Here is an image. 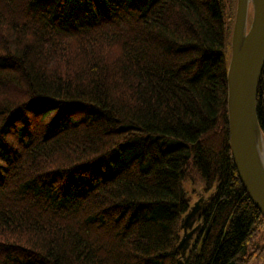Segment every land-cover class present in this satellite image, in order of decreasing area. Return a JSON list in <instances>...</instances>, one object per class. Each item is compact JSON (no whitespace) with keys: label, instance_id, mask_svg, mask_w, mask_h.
Listing matches in <instances>:
<instances>
[{"label":"trees","instance_id":"1","mask_svg":"<svg viewBox=\"0 0 264 264\" xmlns=\"http://www.w3.org/2000/svg\"><path fill=\"white\" fill-rule=\"evenodd\" d=\"M234 11L0 0V264H176L194 179L208 198L183 264L264 250L229 149ZM256 115L264 140V67Z\"/></svg>","mask_w":264,"mask_h":264},{"label":"water","instance_id":"2","mask_svg":"<svg viewBox=\"0 0 264 264\" xmlns=\"http://www.w3.org/2000/svg\"><path fill=\"white\" fill-rule=\"evenodd\" d=\"M264 67V0H236L226 70L229 149L239 181L264 219V140L256 115V95ZM208 198V197H207ZM206 201L200 198L181 218L177 244L183 264ZM209 231L204 230L201 242Z\"/></svg>","mask_w":264,"mask_h":264},{"label":"rangeland","instance_id":"3","mask_svg":"<svg viewBox=\"0 0 264 264\" xmlns=\"http://www.w3.org/2000/svg\"><path fill=\"white\" fill-rule=\"evenodd\" d=\"M235 3H236V0H235ZM183 190H184L186 196L190 199V206H192L193 203L198 201L200 198L207 201L206 197H207L208 193H206L204 190V184L202 182L198 181L197 179L184 182L183 183ZM195 235L193 236V238L191 240V244L194 241ZM181 236H182V232H181ZM255 241H258V238ZM257 251H258V254L254 253V252L253 253L250 252V254L247 258V264H256L257 260L263 259L264 250L261 249V251L260 250H257Z\"/></svg>","mask_w":264,"mask_h":264},{"label":"flooded vegetation","instance_id":"4","mask_svg":"<svg viewBox=\"0 0 264 264\" xmlns=\"http://www.w3.org/2000/svg\"><path fill=\"white\" fill-rule=\"evenodd\" d=\"M198 224V223H197Z\"/></svg>","mask_w":264,"mask_h":264}]
</instances>
